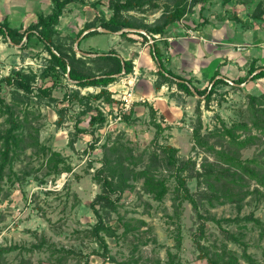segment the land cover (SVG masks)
Masks as SVG:
<instances>
[{"label":"rangeland","instance_id":"rangeland-1","mask_svg":"<svg viewBox=\"0 0 264 264\" xmlns=\"http://www.w3.org/2000/svg\"><path fill=\"white\" fill-rule=\"evenodd\" d=\"M116 1L75 0L69 4L57 27L55 47L75 51L77 58L85 59L86 67L97 73L103 71V65L94 60L97 54L90 53L122 52L133 63L130 74L138 75L135 94L143 93L146 100L124 110L119 99L126 90L123 81L130 74H122L107 88L110 103L94 98L101 88H80L63 79L53 92L55 100L33 97L30 103L15 108V119L24 125L19 132L25 144L15 156L11 153L0 180V248L14 247L0 264H208L201 258L197 242L210 257L222 258V264H264V231L255 223L256 219L264 223V128L254 125L250 100L264 95V82L221 85L209 102L188 96L159 77L160 66L150 43L153 36L146 28L153 27L176 0H152L138 10L123 12L122 19L138 28L104 33L98 26L112 16ZM88 24L102 35L88 38ZM84 38L90 39H86L88 45L85 41L78 45ZM0 43L10 46L0 48V79L13 69L40 76L50 59L44 44L34 37L24 49H14L8 38H0ZM41 84L52 85L50 79L44 83L37 79L36 88ZM163 87L167 106L172 101L180 107L167 120L160 114L161 108L148 100ZM2 97L6 104L12 103L5 85ZM262 104L257 107L264 109ZM4 105L0 101V109ZM150 106L155 122L164 128L158 136ZM59 109L65 111L63 118ZM98 111L104 113L106 121L91 126L90 116ZM259 116L264 120L262 114ZM199 122L202 145L194 139ZM238 125L243 127L235 131L236 138L244 141L255 137L254 145L235 148L222 135L225 128ZM9 128L7 115L0 111V135ZM30 143L36 146H28ZM166 145L175 147L180 157L196 162L200 177L187 179V186L201 199L198 213L190 202L181 200L173 173L158 164L156 175L168 193L158 200L143 179L130 177L117 211L106 217V230L97 236L94 227L99 219L92 203L101 188L95 174L105 155H111L108 149L120 147L127 157L126 166L139 171ZM51 152H57L60 159L51 160ZM219 152L237 154L243 163L257 161L248 166L258 176L252 178L251 173L233 167Z\"/></svg>","mask_w":264,"mask_h":264},{"label":"trees","instance_id":"trees-1","mask_svg":"<svg viewBox=\"0 0 264 264\" xmlns=\"http://www.w3.org/2000/svg\"><path fill=\"white\" fill-rule=\"evenodd\" d=\"M75 0H52L53 9L52 13L45 16L40 15L38 21L31 25L26 31L20 33L18 30H14L10 27L8 22L0 23V35L4 38H8L12 44L15 46H21V49L27 47V42L31 41L34 37L38 41L44 44L45 50L48 52L50 59L47 60V64L42 74L38 76L36 73L27 72L24 70L13 69L11 73L0 79V101L4 103V107L0 109L3 115H7V121L10 124V128L7 129L3 134L0 135V143L2 144L1 162H0V180L3 179L5 166L10 162L11 153L13 156L16 152L22 148L25 144L24 136L19 132L24 125L17 122L15 119V108L21 104L30 103L33 97H38L41 99L55 100L53 97L54 90L63 84V79L70 82L72 85L80 88L96 87L101 88V91L94 95L96 100L102 99L106 103L111 102V93L108 91V87L113 84L118 76L122 74L128 75L133 70V63L131 61L124 60L116 50H110L103 54H97V62L103 65V71L94 72L88 67H86L85 59L77 58L75 51L72 53L64 51L62 48L55 47V37L58 35L57 27L60 24V19L64 13L66 7L74 2ZM152 0H117L113 7L112 16L108 20H104L98 28L109 31L111 34H116L124 29H137V25L122 19L121 15L123 12H129L138 10L142 8L147 3H151ZM209 0H176L172 7H168L161 17L156 21L153 27H146L147 31L154 36L159 35L160 37L166 34L167 29L173 24L180 22L186 15L190 14L197 5H205ZM223 4L230 2L231 0H221ZM261 8V6H259ZM259 7L255 12V17L258 16ZM88 31L91 26L88 24L86 27ZM98 28L91 31L87 36H94L99 34ZM82 34L79 35V37ZM125 36V33L122 34ZM78 37V38H79ZM26 39L25 43H23ZM168 46L167 42L155 43L152 48V53L158 60L160 66L159 77L166 80V82L174 83L177 88L186 93L188 96H195L198 98H203L206 102L211 101L212 95L215 90L221 85H227L228 81L225 79L213 78L210 83V90L208 87L206 89H199L194 86L191 80L184 79L178 75H174L169 70L166 69L164 64V52L162 48ZM258 69L253 66L250 69L249 75L245 78H239L234 81V85L241 86L244 83L257 81L264 78V69H261L256 73ZM37 79H41V82H47L51 80L52 85L47 86L46 84H41L36 88L35 84ZM4 85L10 89L11 94V104H6L2 97L4 92ZM71 95L67 94L66 97ZM89 97H81L83 100H88ZM92 98V97H91ZM80 99V98H79ZM252 108H254V125L259 128H264V120L261 119L259 114L264 116V109L257 107L258 104L263 105L264 95L261 97H250ZM150 108V114L152 122L157 128V136L164 132V128L156 121V114L152 106ZM59 115L61 118L65 115L64 109H59ZM106 121V116L101 111L97 114L90 116V125L95 126L97 124H103ZM61 123V121H60ZM59 124V123H58ZM243 126H234L233 128H225L222 134L225 138L228 137L231 141L232 146L239 149H245L251 145H254L257 138L249 137L244 141H240L236 138L235 131ZM80 131V129H78ZM201 130L202 123L199 122L198 127L194 130L195 143L202 145L201 140ZM82 132V131H80ZM74 144V141H71ZM28 146L35 147L36 144L30 143ZM108 151L111 153L105 155L102 159V166L96 171L95 180L100 185L101 193L97 195L92 203V208L94 213L99 219L97 225L94 227L95 234L98 236V232L101 230H106V225L104 220L111 212H116L118 209V203L121 200L122 194L125 192L126 186L128 184V179L134 177L136 179H143L144 185L149 192L153 193L158 200H161L167 193L168 187L166 184L157 177L156 168L158 164H161L163 168L171 173H173L178 183V193L183 201L190 202L196 212L198 213L199 200L191 193L187 186V179L198 178L200 173L196 168V162L192 159L182 158L178 154V150L171 146L166 145L161 147L159 154H155L150 160V164L143 167L141 170L132 169L126 166V156L122 153L120 147L112 146ZM220 157H225L226 162L235 168H240L245 170L247 173H251L252 178L258 176L255 169H249V164H257L254 160L242 162L237 154L234 156H229L224 152H219ZM57 152H51V160H56L58 157ZM131 159V156H128ZM60 159V157H58ZM57 169V167H55ZM248 168V169H247ZM250 170V171H249ZM61 172V169L57 171ZM211 173L208 174L210 176ZM211 201L213 200L211 196L208 197ZM229 199V197H228ZM232 200V199H230ZM98 207V208H97ZM257 226L264 231V223L259 219L255 220ZM201 226H204L202 223ZM198 248L202 251L201 258H205L208 264H222V258H213L207 255L203 251L202 245L197 242ZM103 247L107 251V245L103 242ZM14 250V247H2L0 248V259L6 254Z\"/></svg>","mask_w":264,"mask_h":264},{"label":"crops","instance_id":"crops-1","mask_svg":"<svg viewBox=\"0 0 264 264\" xmlns=\"http://www.w3.org/2000/svg\"><path fill=\"white\" fill-rule=\"evenodd\" d=\"M258 7V16L255 17ZM52 9V0H0V23L8 22L12 29L23 33L38 21L40 15L51 14ZM94 30L86 31L85 35ZM101 35L100 32L88 38L96 39ZM157 36L150 39L152 48L161 41L168 43L166 48H162L166 69L191 80L197 88L206 89L213 78L237 81L247 77L253 66L258 69L256 73L264 69V0H231L226 4L221 0H209L193 14L170 26L165 35ZM88 38L80 41L81 46L84 41L88 45ZM11 46L20 49L14 44ZM8 47L0 43V48ZM118 53L124 60H130L122 52ZM257 81L264 82V78ZM251 83L253 81L242 85ZM136 98L143 100L145 97L142 93L136 94ZM148 100L155 108H161L160 114L166 120L180 110L172 101L171 106H167L164 87Z\"/></svg>","mask_w":264,"mask_h":264},{"label":"built area","instance_id":"built-area-1","mask_svg":"<svg viewBox=\"0 0 264 264\" xmlns=\"http://www.w3.org/2000/svg\"><path fill=\"white\" fill-rule=\"evenodd\" d=\"M155 38H157L158 36H154ZM137 73H135L134 75L130 74L128 76V80L123 81L126 90L123 92V95H121L120 97V101L122 102V106L124 108L125 111H130L131 108L133 107L134 103L136 102H141L142 99H137L136 98V94L134 91L135 88V84L137 82ZM228 83L233 84L232 81H228ZM209 87H211L209 85ZM114 98H116L115 96H113Z\"/></svg>","mask_w":264,"mask_h":264},{"label":"water","instance_id":"water-1","mask_svg":"<svg viewBox=\"0 0 264 264\" xmlns=\"http://www.w3.org/2000/svg\"><path fill=\"white\" fill-rule=\"evenodd\" d=\"M102 31H103L104 33H110L109 31L104 30V29H102ZM120 33H121V32H120ZM80 40H81V39H79V40L77 41V44H78V45L80 44ZM77 50H78V52L82 53V52L80 51V49H77Z\"/></svg>","mask_w":264,"mask_h":264}]
</instances>
